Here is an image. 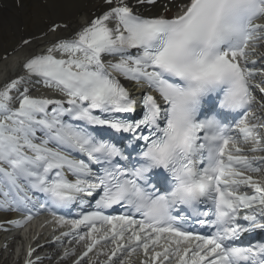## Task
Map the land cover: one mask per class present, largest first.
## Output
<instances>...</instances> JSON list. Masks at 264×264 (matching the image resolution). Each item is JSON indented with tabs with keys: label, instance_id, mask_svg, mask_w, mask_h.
<instances>
[{
	"label": "snow or ice",
	"instance_id": "6c2138e0",
	"mask_svg": "<svg viewBox=\"0 0 264 264\" xmlns=\"http://www.w3.org/2000/svg\"><path fill=\"white\" fill-rule=\"evenodd\" d=\"M156 6L100 0L43 51L30 50L37 37L11 49L28 54L0 85V210L25 216L5 223L52 211L76 230L63 236L88 242L74 264L102 242L104 264H264V241L237 244L264 231V184L247 174L264 172V157L244 147L264 151V63L249 59L264 41V0H161L143 14ZM122 79L144 90L139 118ZM114 206L125 211L106 214Z\"/></svg>",
	"mask_w": 264,
	"mask_h": 264
},
{
	"label": "bare ground",
	"instance_id": "6f19581e",
	"mask_svg": "<svg viewBox=\"0 0 264 264\" xmlns=\"http://www.w3.org/2000/svg\"><path fill=\"white\" fill-rule=\"evenodd\" d=\"M160 2L161 0H157V6L152 7L150 12L146 14L155 15L160 12L162 10L159 7ZM99 3L100 0H6L0 6V56H3L5 51H8L10 54L7 56V59H0V85L8 79L14 78L21 71L20 62L25 59L28 52L22 47L14 53L11 52V49L22 39L37 37V39L33 40L30 50L41 52L57 36H68L71 34L72 29L86 22L92 13L97 12ZM169 14H174V10L173 13ZM53 22H66L70 27L67 31H58L55 34L49 33L48 36H43V33L47 31L48 25ZM45 91V89H41L34 91L32 94L39 95L46 93ZM8 219L10 218L6 215H0V221ZM10 237V235L0 236L1 249H4L5 244H7V250H4V253L0 252L3 254L0 255V261H3V263L0 264H26L29 259L34 261L35 264L39 262V264H72L77 255L73 259H71L73 257L71 256L64 261H56L57 256H46L39 260L44 257L40 254L37 257L38 253L43 250L41 248L26 261V252V255L22 257L18 255V252L21 251L19 248L24 246L21 244L22 238H19L20 242H18V246L15 248L14 242H12ZM31 238L32 236H29L28 241ZM21 254L24 253L22 252ZM22 259H24V262H22Z\"/></svg>",
	"mask_w": 264,
	"mask_h": 264
},
{
	"label": "rangeland",
	"instance_id": "374dc122",
	"mask_svg": "<svg viewBox=\"0 0 264 264\" xmlns=\"http://www.w3.org/2000/svg\"><path fill=\"white\" fill-rule=\"evenodd\" d=\"M0 263H2V262H0Z\"/></svg>",
	"mask_w": 264,
	"mask_h": 264
}]
</instances>
